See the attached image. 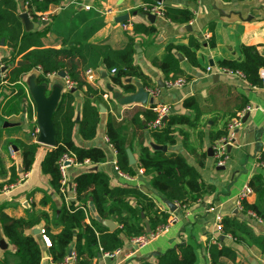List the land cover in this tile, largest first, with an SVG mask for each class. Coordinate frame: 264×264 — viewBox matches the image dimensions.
<instances>
[{"label": "crops", "instance_id": "obj_1", "mask_svg": "<svg viewBox=\"0 0 264 264\" xmlns=\"http://www.w3.org/2000/svg\"><path fill=\"white\" fill-rule=\"evenodd\" d=\"M24 2L25 0H16L19 14L24 12ZM162 3L188 7L193 13V18L187 24H178L164 16L155 15L154 21L150 23L144 15V12L148 11L137 10L144 6L143 0H60L58 5H50L45 14L58 12L70 4H75L82 10L93 9L103 25L91 35L89 42L106 43L112 48H120L126 44L134 23L155 27L156 32L152 36H136L134 64L141 68L153 84V90L156 92L149 95L157 100L156 105L167 104L171 113L190 115L191 112L183 107L182 102L186 97L193 96L202 108L195 127L178 126L187 133L185 141L187 147L182 143L181 134L176 131L175 143L167 147V150L182 154L188 163L194 166L201 183L208 187L204 194L187 206L174 202L176 209L173 212L169 211L163 196L149 184L151 174L143 170L139 172L141 168L138 167L137 160L138 146L132 138L128 118L134 108L144 106L123 105L117 100L113 102L112 94L106 89L107 85H110L106 73L100 66L98 70H91L92 77L89 78L86 75V58L79 54L78 46L69 44L62 46L60 39L53 35L39 37L35 33L28 35L23 41L12 44L8 40L10 30L4 27L0 28V69L4 68L0 71V212L12 217H29L33 213H44L48 218L51 232L56 233L60 229L54 222V217L61 207L62 199L59 193L50 188L49 177L40 171V160L48 146L36 141L35 105L27 90V80L30 77L36 78L39 68L28 67L15 73L14 81L25 83L26 95L22 100L12 97L13 84L9 78H5L13 67H23L30 59L44 60L55 53L57 60L62 61L67 69H71L84 81L81 91L75 89L73 92L75 118L80 117L85 105L90 109V115L96 123V134L90 140H82L75 131L73 135L75 144L100 147L106 154V160L102 163L84 161L77 165L69 164L65 169L66 190L62 197L73 201L75 194L70 187L74 184L75 176L80 172L97 169L109 176L111 186L138 187L153 199L159 209L169 212L168 221L174 218L167 229L143 245L123 236L121 251L112 258L106 257L99 246H94L92 263L137 264L142 259L154 261L157 254L181 240H189L199 245L195 264H211L205 247L207 239L212 243L215 239L220 245L224 244L235 251L234 260L224 257L220 259V264H264V245L261 249L255 242L257 240L251 238L249 242L237 243L234 238L222 235L216 228L218 216L235 215L247 223L253 238L264 237V220L255 219L247 211L242 212L236 203L239 193L248 186V181L253 175H260L264 180V164L259 161L260 151L264 150V83L250 85L243 77L219 71L217 67V63L222 59L242 60L241 47L244 44L255 45L264 56V0H164ZM86 5L89 8L86 9ZM124 13L129 15L128 20L124 21L129 23L127 28L122 27L124 22L115 21L116 16ZM210 24H213L212 32L209 30ZM211 34L214 37V45L210 47L207 38ZM189 37H195L200 42V46L195 50L197 65H191L182 52L174 51L175 55L177 52L181 53L183 60L179 61L180 66L191 78L179 87H166L162 73L151 64V61L161 60L169 44L187 45ZM18 61L23 63L17 65ZM209 61L213 62L212 66L209 65ZM207 66L211 67L210 71L206 70ZM263 72L264 68L260 70V76ZM64 78L57 74L50 75L46 84L48 93L53 85L64 87ZM158 81L163 87H160ZM90 88L106 92L108 100L102 98L92 101L88 97ZM99 105L104 107V112L100 111ZM106 108L113 114L116 127L126 136L128 145L132 148V150L127 148L128 160L129 157L133 159L132 164L129 163L134 170L130 180L118 174L115 150L106 139ZM239 109H244V113L228 149V159L223 166H218L213 155L208 156L206 153L207 148H212L209 134L225 129ZM18 142H37L40 145L37 157L28 171H23L20 164ZM150 142L152 140L145 130L143 143L150 147ZM201 153H205V159L203 164L199 165L196 155ZM10 179L13 180L9 181ZM8 185L9 189L4 191L3 187ZM42 198H45L44 203H41ZM253 199L254 195L251 194L246 200ZM90 219L99 221L94 205L88 201L85 221L88 223ZM44 223L42 220L33 228L38 229L37 233L34 234L33 229L29 232L35 235L42 252L46 253V257L42 255L40 264H51L46 252L47 247L41 238ZM91 229L96 236L93 227ZM0 233L7 243L5 250L0 249V264H3L5 257L9 264H13L14 258L5 255V251L12 252L13 247L2 234L1 226ZM220 236L223 238L220 239ZM84 243L87 246L85 239Z\"/></svg>", "mask_w": 264, "mask_h": 264}, {"label": "trees", "instance_id": "obj_2", "mask_svg": "<svg viewBox=\"0 0 264 264\" xmlns=\"http://www.w3.org/2000/svg\"><path fill=\"white\" fill-rule=\"evenodd\" d=\"M24 12L27 13L30 21L40 23L37 28H26L19 17V10L16 0H0V28H8L10 35L8 40L15 44L23 41L30 34H37L39 37L47 34L60 39L62 46L75 45L79 48V54L86 58V70H104L108 82L115 89L124 94L132 93L136 90L133 80H138L147 89H154L148 76L141 68L134 64L133 56L136 48V36H152L156 29L153 25L134 23L131 32L127 36V42L120 48H112L106 43H91L89 38L96 32L103 22L98 18L93 9L82 10L70 4L55 13H47V20L41 23V16L48 10L50 5H58L60 0H26ZM149 7L156 3L155 0H143ZM78 3V2H74ZM137 10L144 11L140 6ZM163 16L178 24H187L193 18V13L188 7H178L161 4ZM146 11V10H145ZM209 30L212 32L213 24ZM207 43L211 47L214 45V37L211 34L207 38ZM200 46V42L195 37H189L187 45L166 46V54L161 59H153L151 64L158 68L166 82L177 78L184 81L190 80L180 66V62L174 51H180L191 65H197L195 50ZM242 60L222 59L217 63V67L226 68L233 72L238 71L250 85L262 83L260 70L264 68V56L255 45H242ZM28 67H38V74L35 78L38 84H47V75L57 74L64 71L65 77L72 82V87L81 91L84 81L65 67L62 61L56 59V54H50L47 59H30L26 66L13 67L6 75L13 86L12 97L22 100L26 92L24 82L14 81L15 73L21 72ZM113 69V72L111 70ZM130 78L131 82H126ZM165 82V83H166ZM86 94V92H85ZM107 94L97 89H89L88 97L92 101L104 98ZM114 102V99L112 100ZM182 105L189 110L190 115L184 113H170L161 126L149 127L148 122L155 118V112L149 108L136 107L130 113L128 122L131 125V135L137 144L138 167L143 172L151 174L149 184L151 188L160 193L164 199L187 206L201 197L208 187L204 186L198 171L188 163L186 158L177 152L170 150H157L144 145V131L153 143L171 147L175 143L174 134L178 131L182 137V143L187 147V133L180 129V125L193 128L197 125L198 115L201 107L193 96L186 97ZM106 113V138L112 145L116 155L117 169L129 176L134 174L132 165L129 164L126 136L116 127L114 116L109 109ZM240 110V109H239ZM88 106H83L80 117L75 118L74 94L70 89L62 87V91L52 114L54 126V146L48 147L41 160L40 171L49 177L50 188L59 193L62 204L58 213L54 217V222L60 226L56 233L49 229L48 218L44 213H33L29 217H12L4 212H0V226L2 234L7 242L13 247V251H5V255L14 258L13 264H40L43 252L38 239L29 231L44 221V232L50 239V246L47 247V254L51 264H61L67 256L68 249L75 253L77 264H93L91 256L93 247L99 246L103 253L111 252L122 245V237H137L146 233V225L149 231H155L159 226L166 225L169 212L159 209L153 199L131 185L111 186L109 176L101 170L93 169L78 173L74 178L75 199L65 200L60 192L61 172L58 161L64 155H72L76 162L88 161L91 163H102L106 160V154L100 147H84L75 144L73 135L76 131L82 140H90L96 134V123L90 115ZM238 111L234 116H237ZM226 135V129H221L209 134V140L213 145L218 139ZM20 149V164L23 171H28L37 157L40 145L37 142H18ZM132 150V148H131ZM199 165L205 159V153L196 155ZM259 161L264 164V150L260 151ZM10 179L9 181H12ZM248 186L251 188L253 201L244 200L242 212L247 210L253 212L257 217L264 220V180L260 175H253ZM45 198L41 199L44 203ZM91 201L99 221L90 219L85 221L87 216V203ZM104 219H113L117 223V228L109 231L107 226L102 224ZM221 231L224 235H230L237 243H246L251 238L262 249L264 237L253 238L251 229L247 223L235 215H225L221 217ZM97 233L96 236L93 230ZM86 240V244L84 243ZM73 244V245H72ZM72 246L71 248H68ZM199 245L189 241L181 240L164 252L156 255L154 261L147 259L140 260L137 264H195L197 260V248ZM211 264H220L221 258L234 260L235 251L219 244L212 243L207 239L205 247ZM3 264H9L5 257Z\"/></svg>", "mask_w": 264, "mask_h": 264}, {"label": "built area", "instance_id": "obj_3", "mask_svg": "<svg viewBox=\"0 0 264 264\" xmlns=\"http://www.w3.org/2000/svg\"><path fill=\"white\" fill-rule=\"evenodd\" d=\"M25 5L27 3V1L25 0ZM161 4L162 2H157L152 5V6H148L146 4H144V9L150 13H153L155 15H160L163 16V12L161 10ZM85 8H89L88 5L85 6ZM41 20L42 21H46L47 20V15L44 13L41 16ZM128 22H124L122 23V27L123 28H127L128 27ZM211 67L207 66L206 70L210 71ZM39 70V69H38ZM219 71L222 72H226V73H230V74H236L239 75L241 77L242 74L238 71H231L229 69L226 68H218ZM111 72H113V69L111 70ZM52 75H56V74H52ZM86 75L91 78L92 77V72L90 69L86 70ZM50 74L47 75V77H49ZM261 80L262 83H264V72L261 74ZM184 79L183 78H177L173 81H168L165 83L166 87H179L181 85L184 84ZM64 86L66 89H70L72 87V82L68 81V79L65 77L64 78ZM148 91L149 94L154 95V93L156 92L155 90H151V89H146ZM104 99L108 100L109 96L108 94H105ZM145 108H149L151 109L153 112H155V118L151 121L148 122L147 126L149 127H155V126H161L163 124V121L167 118V116L171 113L170 111V107L167 104H155V105H148V104H142ZM244 113V109L237 115L234 116L230 119V121L227 123L225 129H226V135L224 137H221L220 139H218L213 145H212V150H213V157L215 160V164L218 166H223L226 162V160L228 159V145H230L233 141L234 138V134H235V130L236 128L240 125L241 123V117ZM38 131V128H36V133ZM107 139V138H106ZM82 162H76L74 156L72 155H67L64 154L58 161L59 164V169L61 172V187H60V192H62L64 194L66 188H65V184H66V176H65V169L69 164H80ZM139 172H142V169H139ZM26 173V172H25ZM118 174L125 179L130 180L131 176L122 173L118 170ZM9 185L3 187L4 191H7L9 189ZM71 191L73 194H75V189H74V184L71 185ZM253 194L251 188L249 186L244 187V189L239 193L238 198H237V208L242 210V203L244 200L247 199V197L249 195ZM246 212V211H245ZM247 213L249 215H251L252 217H254L257 220H260L259 217H257L253 212L247 210ZM174 221V218L169 219V221L167 222L166 225H162L159 226L155 229V231L152 232H146L140 236L137 237H133L131 238V240L139 245H143L145 243H147L148 241H150L151 239L155 238L157 235H159L160 233H162L165 229H167L168 225ZM221 217L218 216L217 221H216V228L217 230L222 234L221 231ZM230 238H232L230 235H226ZM41 238L42 241L44 243V245L46 247L50 246V239L49 237L45 234V232L43 230H41ZM213 242L216 243L217 240L213 239ZM121 251L120 248H117L111 252H105L104 255L108 258H112L115 255L119 254ZM61 264H77L76 263V257H75V253L72 249H69V251L67 252V256L65 258V260L63 261V263Z\"/></svg>", "mask_w": 264, "mask_h": 264}, {"label": "water", "instance_id": "obj_4", "mask_svg": "<svg viewBox=\"0 0 264 264\" xmlns=\"http://www.w3.org/2000/svg\"><path fill=\"white\" fill-rule=\"evenodd\" d=\"M157 2H162L164 0H156ZM144 15L146 16V19L152 23L155 18V14L150 12H144ZM19 17L21 18L24 26L26 28H37L40 23L38 22H31L27 13L22 12L19 14ZM129 15L128 13H124L121 15H118L115 17V21L118 23H122L126 20H128ZM46 21H41L42 24H44ZM176 56L179 61L183 60V57L181 53H176ZM23 61H18L17 65H21ZM209 65L212 66L213 62L209 61ZM4 68H1L0 71H3ZM57 75L61 78L65 77L64 71H59ZM104 75V74H103ZM126 82H131L130 78L126 79ZM133 84L136 87V90L132 93L124 94L122 91H119L117 89H114L111 85H107L106 89L109 91V93L112 94V99L120 101L123 105H130V104H150L155 105L157 100L150 96L148 91L145 89V87L142 85V83L138 80L132 81ZM158 84L160 87H163L162 83L158 81ZM27 90L31 95V98L35 105V114H36V125L38 128L36 141L40 144H43L48 147H53L54 142V126L52 123V114L55 110V107L57 105V102L59 100L62 88L58 85H53L52 88L49 90L48 93V87L46 84H38L35 81V77H30L27 80ZM71 92L75 91V88H70ZM100 111L104 112L105 109L102 105H99ZM150 147L152 149L157 150H163L166 151L167 147L165 145H158L153 142H150ZM230 148V145H228V149ZM208 156L213 155V150L211 147L207 148L206 151ZM133 159L129 157V163L132 164ZM164 203L168 207L169 211L173 212L176 209V205L174 202L169 201L167 199H163ZM102 223L109 228L110 231H113L116 229L117 225L114 221L111 219H104ZM146 231L149 232V227L146 225ZM38 229H33V233H37ZM223 236H220V239H222ZM7 248V243L4 240V238L1 236L0 233V249L5 250ZM43 257H46V253H43Z\"/></svg>", "mask_w": 264, "mask_h": 264}]
</instances>
